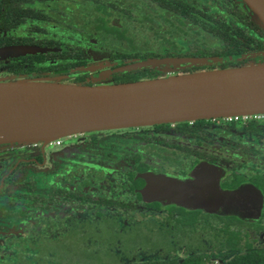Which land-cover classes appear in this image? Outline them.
<instances>
[{
	"label": "water",
	"instance_id": "water-1",
	"mask_svg": "<svg viewBox=\"0 0 264 264\" xmlns=\"http://www.w3.org/2000/svg\"><path fill=\"white\" fill-rule=\"evenodd\" d=\"M239 2L264 30V0ZM49 50L56 49L12 44L0 47V58ZM236 59V55L138 58L106 75L162 65L179 69L183 65L212 66ZM114 64L78 69L91 72ZM0 105V144L42 142L43 146L56 138L92 130L264 113V62L104 84L0 81ZM223 174L222 166L200 161L182 177L146 174L134 189L147 201L204 207L256 220L263 205L261 191L253 185L223 190L219 184Z\"/></svg>",
	"mask_w": 264,
	"mask_h": 264
},
{
	"label": "rangeland",
	"instance_id": "rangeland-1",
	"mask_svg": "<svg viewBox=\"0 0 264 264\" xmlns=\"http://www.w3.org/2000/svg\"><path fill=\"white\" fill-rule=\"evenodd\" d=\"M74 1L79 3L81 10L78 15V9L72 12L73 23L70 29H75L80 33L93 32L92 37L95 40L92 43L86 40L84 45L85 57L89 62H108L110 61L109 55L117 52L135 54L140 53V51L164 53L167 48H170L171 41L175 42L181 51H185L188 50L190 41L194 38V32H190L187 36H184L183 33L181 35L182 30H186V25L179 24V28H177V23L173 24L170 18L166 17L168 16L167 13L162 14L163 11L160 8L147 5L145 0ZM99 3L102 4L105 12L109 13V18L105 22L107 25L117 22L120 26L119 33H109L105 30L103 27L105 24L104 18L101 19V16L104 15L103 8L102 10L96 8ZM217 3V0H197L195 4L197 8L201 4H207L210 13H217L219 11ZM87 12L89 16H87ZM228 21H231L230 16H228ZM56 28L52 31L59 36L61 33H68L60 27ZM200 39L206 45L214 42L205 36ZM63 42H69L70 45L77 44L76 38L70 41L64 39ZM259 62L263 61H260L259 58L254 61V63ZM235 64L242 65L247 64V62L236 61ZM107 71L103 68L91 72L90 83L104 84L111 82V76L106 75ZM163 71L164 73L160 72L158 76L165 75L167 71L190 72L188 70L182 71L174 65H171V68L165 67ZM51 80H59L57 74H54ZM237 130L242 131L243 129L237 128ZM216 133L212 139H205L206 142L217 144L219 135H227L220 130ZM152 135H154L152 128L145 127L138 130L125 128L115 132L111 130L99 131L96 134V141L90 140V135H84L81 139L78 137L76 140L66 142H60V138H56L54 140L58 141L56 142L57 146H48L42 164L31 161L38 154L36 149L28 152H14V150H11L12 147H6L1 150L0 177L4 176L3 182L0 184V258L9 253V240L13 236H23L30 233L31 225L41 217V230L44 234H48L64 231L72 221L81 222L88 218H94L97 216V210L106 214L114 213L121 216L123 209L101 206L92 201L96 200L97 197L109 198L110 196L114 201L124 199V190L121 189V184H123V173L126 169H133L138 164L155 166L158 169H163L164 172H177L185 169L191 161L190 155L180 150H174L166 144L146 142V139ZM169 137H174L175 141L183 145L193 143L182 135ZM230 138L249 140L253 145V152L260 150L255 158L248 159L243 163L240 171L246 175H250L254 171L264 172V137L262 135L232 133ZM34 143L42 144V142ZM26 144H31V142ZM221 145L224 144L221 142ZM207 146L208 149H211L209 145L205 147ZM19 147V145L15 146V149ZM25 154L28 155L26 157L31 159L11 171L10 169L17 158H24L22 155ZM86 175L90 176L91 182H83L86 180ZM76 181L82 183H79L77 189L68 187V184L72 185ZM32 183L33 189L30 190L28 187ZM85 183L87 185L91 184L93 187L83 188ZM66 193L69 196H66ZM33 195L48 197V199L43 202L39 200L36 205H33L35 201ZM66 198L69 199V202H62ZM55 199L61 201L60 204L54 202ZM72 203L74 204L71 205ZM9 209L11 215L14 216L5 215V210ZM39 211L42 212L41 215L38 213ZM144 211L147 210L144 209ZM126 214L128 217H134L135 220L142 218L139 211L126 212ZM43 215L48 216L44 218ZM70 217L75 220H71ZM127 218L120 221L127 222ZM258 236L259 241L256 247L264 249V230H261ZM238 251L225 254L209 250L205 253L200 264H225L226 260ZM176 255L178 260L185 256L180 249H178Z\"/></svg>",
	"mask_w": 264,
	"mask_h": 264
},
{
	"label": "flooded vegetation",
	"instance_id": "flooded-vegetation-1",
	"mask_svg": "<svg viewBox=\"0 0 264 264\" xmlns=\"http://www.w3.org/2000/svg\"><path fill=\"white\" fill-rule=\"evenodd\" d=\"M195 3H197V0H194ZM216 1V0H215ZM218 5V12H221L223 16L226 17V22L229 24H236V25H242L243 29H245V35L246 38L243 39L242 48L243 51L236 54H227L223 53V44L220 40L206 45L202 42L201 37L203 35L197 36L195 33L197 27H190V23L187 20H184L181 25H186V30H182L181 35L183 33L184 36H187L190 32H194V38L191 39L190 45L188 47V50L181 51L179 49V46L176 44V48L171 47L167 48L164 53L160 52H141L140 53H160V56H153V55H147L144 57L140 56H131V57H125V58H119L118 56L113 57V53L109 55V63H115L114 65L105 66L104 69L112 70L113 68H116L117 66L124 65L128 62H131L133 59H145L148 57H164V56H198V55H185L186 52L190 51L193 45H196L197 47H200L201 49H206L209 51L208 54L202 55V56H210V55H236L238 59L235 61L239 62H247V63H254L255 59L259 58L260 61L264 62V30H256L251 25L252 22H254L251 18V15L248 10H246L239 2V0H217ZM207 7V4H201L199 8L201 7ZM235 8L236 11L241 14V20L239 17H235L230 12H228L227 8L231 7ZM77 15L80 12L79 3L74 0H0V47L12 45V44H28V45H36L40 47H47V48H55L56 50H49L43 53H35V54H25L20 56H13V57H7V58H0V81H16V80H30V81H49V82H60V83H71V84H78V83H90L91 81V72L85 71V70H79L78 67L85 66L89 64H96L98 62H89L87 61L84 53L85 49V43L86 40H89L90 43L94 42L95 40L92 37L93 32L89 33H80L79 31L75 29H70L72 26L73 21V13L77 11ZM123 11L126 13V11L123 9ZM208 13H210L208 11ZM109 14V13H108ZM168 18H170V21L174 23H177V28H179V23L174 17L173 13H167ZM215 14V13H214ZM87 16H89L87 12ZM228 16L231 17V21H228ZM109 18V17H108ZM92 21V20H91ZM113 24H116L119 26L117 22H114ZM56 27H60L62 30H66L68 33H61L59 36L56 32H53L52 30L57 29ZM94 27V26H93ZM120 27V26H119ZM55 28V29H54ZM190 29V30H189ZM76 38V45H70L69 42H63L65 39L66 41H70L71 39ZM209 39V38H207ZM56 42V45H43L39 43L43 42ZM58 44V45H57ZM67 46L75 47V50L79 52L80 59L78 57V53H66L63 55L61 52L63 50H66ZM170 50L173 52V55H165L167 50ZM218 51L220 53H214V51ZM121 53V52H117ZM41 54H50V56L45 58H38L37 55ZM54 54V55H52ZM116 54V53H114ZM65 56V57H64ZM242 56L241 58H239ZM27 58V59H25ZM31 59V60H29ZM82 60L83 63L81 64H69V61L72 63L73 60ZM228 61H224L223 63H219L217 65L212 66H202L200 69H209V68H215V67H221L219 65H223L227 63ZM68 65H64V64ZM102 63H107L102 62ZM171 68V65L167 66H159L154 67L160 70L162 73H164V68ZM194 67V66H193ZM191 67L187 65H183L181 68L182 71H193L190 69ZM115 73L118 72H112L109 74L111 76V82L109 83H115ZM57 74V77L59 80H51L53 75ZM197 120H203L202 123H197ZM255 123L257 129H252V124ZM145 127H151L154 135L147 138L146 142H154V143H161L166 144L169 147H172L174 150H180L185 152L187 155H190L191 161L190 163L185 167V169H182L180 171L174 172V171H165L163 169H158L155 166L150 167L146 164H138L133 169H126L123 173V184H121V189L124 190V195L122 200L124 202H139L141 205H143L145 202L147 203H160L162 205V208L159 211H156L155 208L149 209L147 207L141 206L139 209H134V212L139 211L140 214L149 212L148 214H156V216L163 215L166 213L165 209L163 208L166 205H180L177 203H163L160 200H153V201H147L143 199L134 189V186L138 183H141L144 181L146 174L154 173L155 175L158 174H170L174 176H185L188 172L192 170V168L200 161H207L209 163H214L219 166H222L224 168V174L219 180V184L221 189L223 190H233L235 188H238L242 185H253L256 188H258L263 196V205L260 216L256 219H260L261 215L264 211V193L261 190L260 187H258L254 180L257 178V176L263 175L264 172L254 171L250 175H246L245 173H242L240 171V167L243 165L244 162H246L248 159H253L256 157V154L260 152L258 149L256 152H253V145L249 142V140L246 139H240V140H234L230 138V135L232 133H245L248 135H262L264 137V119H256L253 117L247 118L245 120L242 119H232V120H224L221 118H213V119H195V120H183V121H177V122H168V123H159V124H153V125H141V126H133V127H124V128H115V129H104L105 131L111 130L113 132L125 128H134L136 130L140 128ZM237 128H242L243 130H237ZM220 130L223 133H226L227 135L218 137V143L212 144L211 142L207 143V139H212L217 134L216 132ZM99 131L103 130H94V131H87L83 133H76L72 134L66 137L60 138V142H66V141H72L76 140V138L84 135H90V140L96 141V134ZM222 133V134H223ZM175 135H182L183 137H186L193 142L189 145H183L177 141L174 137L169 136H175ZM189 135V136H188ZM206 139V140H205ZM220 142V143H219ZM221 142L224 144L221 145ZM32 144V145H31ZM31 144H19V143H6L0 144V151L4 150L6 147H12L11 150H14V152H28L32 149H36L38 154L34 158H28L27 154L22 155L24 158H17V160L13 163L11 167V171H14L18 166H20L22 163H25L31 159L33 163L42 164L47 150L48 146L54 147L57 146V143H47L44 146L41 143H31ZM20 146L18 149H15V146ZM209 145L211 149H208ZM197 147V148H195ZM16 150V151H15ZM12 152V151H11ZM7 155V154H6ZM2 164V156L0 155V167ZM4 176V175H3ZM3 176L0 177V184L3 182ZM136 176V180H131L129 182V177ZM85 181L83 182H91L90 176L86 175ZM82 180V179H81ZM80 180V181H81ZM79 183L82 184L79 181H76V183L68 184L69 188L77 189L79 186ZM87 183L84 184L83 188L93 187L91 184L87 185ZM130 186H132V192L130 191ZM30 190L33 189V183L29 185L28 187ZM57 193V191H56ZM38 198V201H47L48 197H42V196H35ZM66 196H69V194L66 193ZM139 198V199H138ZM84 200H88L86 198H83ZM100 200L106 201V200H112L114 199L110 196L107 197H97L96 200L92 201L93 203L100 202ZM54 202H57L60 204L61 201L58 199L53 200ZM89 201V200H88ZM62 202H69V199L66 198ZM91 202V201H90ZM72 203L71 205H73ZM44 207H47L46 205H43ZM105 206V205H103ZM188 208H193L192 206H184ZM147 210V211H144ZM196 209H201L206 212L210 213H216L219 215H234L240 219H243L245 221H251L246 220L239 215L236 214H225V213H219L216 211H211L207 208H201L197 207ZM5 215H11L10 209L5 210ZM41 213L42 212H38ZM106 214V213H104ZM14 216V215H11ZM48 216V215H47ZM47 216L43 215L44 218H47ZM98 217V215L96 216ZM71 218V217H70ZM158 220L161 221L159 217ZM42 219V217H41ZM71 220H75L74 218H71ZM255 221V220H254ZM158 224H160L157 221ZM261 225H264V218L261 220ZM58 233V232H57Z\"/></svg>",
	"mask_w": 264,
	"mask_h": 264
},
{
	"label": "trees",
	"instance_id": "trees-1",
	"mask_svg": "<svg viewBox=\"0 0 264 264\" xmlns=\"http://www.w3.org/2000/svg\"><path fill=\"white\" fill-rule=\"evenodd\" d=\"M95 1L99 2V0ZM145 2L151 7L160 8L162 14L173 13L179 24L187 20L190 27H197L195 30L197 36L199 34L215 41L220 40L223 44V53L238 54L243 51V39L247 37L245 29L242 25L227 23L226 17L221 12L208 13L206 6L197 8L194 0H145ZM96 8L102 10L103 6L99 3ZM227 10L241 20V14L235 8L231 6ZM102 11L104 15L101 19L104 18V22H107L108 13L104 8ZM106 22L103 27L107 32L119 33L118 25H107ZM251 25L256 30L262 29L255 21ZM39 44L52 46L56 45V42ZM171 47L176 48V44L171 43ZM66 48L61 52L63 55L78 53V57L80 56L75 47ZM208 53V50L193 45L185 55L200 56ZM214 53L220 52L215 50ZM173 54L169 49L165 53V55ZM144 55L160 56L161 54L116 53L113 57H144ZM48 56L50 54H39L36 57ZM79 59L73 60L72 63L69 61V64L83 63ZM235 63L236 61H232L219 66L237 65ZM190 69L197 71L200 66ZM160 72L157 68L127 70L115 73V80L121 79L117 82H123L151 78L158 76ZM196 122L202 123L203 120ZM252 129H257L255 123L252 124ZM136 179V176L129 177V182ZM254 183L264 193L263 175L257 176ZM129 189L133 191L132 186ZM33 198L35 200L33 205H36L38 198ZM98 205L119 207L123 209V213L119 216L114 213L104 214L97 210L98 217L81 222L72 221L64 231L48 234L42 232L39 218L31 225L30 233L13 236L9 240L10 251L0 258V264H200L209 250L225 254L239 250L233 253L225 264H264V249L256 247L259 241L258 233L264 230V225L260 223L264 218V211L260 219L245 221L234 215H219L196 209L197 207L166 205L163 207L166 211L163 215L142 213V218L135 220L134 217H128L126 212H134V209H139L141 206L159 211L162 205L157 202H145L141 205L134 201L112 200H100ZM126 218L127 222L120 221ZM178 249L185 255L181 260L176 258Z\"/></svg>",
	"mask_w": 264,
	"mask_h": 264
},
{
	"label": "built area",
	"instance_id": "built-area-1",
	"mask_svg": "<svg viewBox=\"0 0 264 264\" xmlns=\"http://www.w3.org/2000/svg\"><path fill=\"white\" fill-rule=\"evenodd\" d=\"M174 73H180L179 71H171V72H166L165 75H170V74H174ZM256 118V119H262L264 118V113H255V114H241V115H232V116H225V117H220L221 119L224 120H232V119H242L245 120L247 118ZM53 143L58 142L57 140H53ZM51 142V143H52Z\"/></svg>",
	"mask_w": 264,
	"mask_h": 264
},
{
	"label": "bare ground",
	"instance_id": "bare-ground-1",
	"mask_svg": "<svg viewBox=\"0 0 264 264\" xmlns=\"http://www.w3.org/2000/svg\"><path fill=\"white\" fill-rule=\"evenodd\" d=\"M0 108H2L3 109V107L0 105ZM1 113V112H0Z\"/></svg>",
	"mask_w": 264,
	"mask_h": 264
}]
</instances>
